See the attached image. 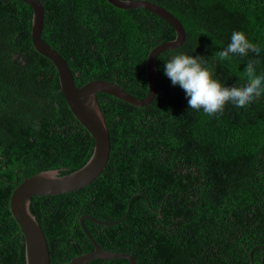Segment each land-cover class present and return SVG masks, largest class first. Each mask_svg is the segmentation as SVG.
<instances>
[{"label":"trees","instance_id":"trees-1","mask_svg":"<svg viewBox=\"0 0 264 264\" xmlns=\"http://www.w3.org/2000/svg\"><path fill=\"white\" fill-rule=\"evenodd\" d=\"M39 1L41 38L66 60L76 86L104 79L146 96V57L175 37L164 18L107 0ZM149 1L177 17L185 39L156 55L157 91L148 104L96 94L110 139L100 175L74 191L31 197L50 263L93 249L79 224L88 214L100 221L126 215L111 225L83 224L100 248L129 253L135 264H264V96L239 111L225 105L213 119L188 110L184 91L163 73V61L184 52L201 56L222 87L242 84L249 63L264 74V0ZM31 17L26 2L0 0V264H26L8 205L17 183L43 170L74 171L94 146L55 66L32 45ZM232 34L261 51L239 61L221 57Z\"/></svg>","mask_w":264,"mask_h":264},{"label":"water","instance_id":"water-1","mask_svg":"<svg viewBox=\"0 0 264 264\" xmlns=\"http://www.w3.org/2000/svg\"><path fill=\"white\" fill-rule=\"evenodd\" d=\"M22 1L26 2L32 10L30 36L34 49L55 66L60 89L70 111L90 133L94 142L89 159L80 168L66 174H59L56 169H48L27 177L24 176L10 194L9 210L23 235L25 263L51 264L45 234L29 209L31 197L74 191L91 183L100 175L109 157L110 139L96 94L105 92L137 106L151 102L157 91L156 55L161 51L180 46L185 39V32L177 17L154 2L149 0H107L113 6L121 9L137 7L148 9L164 18L175 31L173 39L163 41L149 51L145 60L148 92L145 97L138 98L118 84L104 79L89 80L80 86H76L66 60L41 38L44 19V9L41 2L39 0ZM134 195L128 201L127 212ZM125 217L126 215L114 221H100L88 214H82L79 217V224L93 249L72 257L66 264H86L97 258L126 259L128 264H135L133 256L129 253L100 248L83 224L85 218L98 224L111 225Z\"/></svg>","mask_w":264,"mask_h":264},{"label":"clouds","instance_id":"clouds-1","mask_svg":"<svg viewBox=\"0 0 264 264\" xmlns=\"http://www.w3.org/2000/svg\"><path fill=\"white\" fill-rule=\"evenodd\" d=\"M260 51V47L250 46L238 34H232L220 50V56L239 61L245 56H256ZM163 62L164 75L173 86L184 91L188 110H202L213 119L218 118L225 105L239 111L264 96V74H257L251 63L244 69L242 84L222 87L220 79L204 65L201 56L179 52Z\"/></svg>","mask_w":264,"mask_h":264}]
</instances>
